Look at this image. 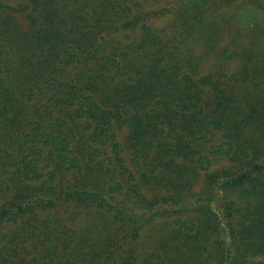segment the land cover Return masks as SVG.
<instances>
[{"label": "trees", "instance_id": "1", "mask_svg": "<svg viewBox=\"0 0 264 264\" xmlns=\"http://www.w3.org/2000/svg\"><path fill=\"white\" fill-rule=\"evenodd\" d=\"M235 1L162 27L139 0H0V264H264V0L233 31Z\"/></svg>", "mask_w": 264, "mask_h": 264}, {"label": "rangeland", "instance_id": "2", "mask_svg": "<svg viewBox=\"0 0 264 264\" xmlns=\"http://www.w3.org/2000/svg\"><path fill=\"white\" fill-rule=\"evenodd\" d=\"M6 3H9L11 5H13L14 7H18L22 2L24 3L25 0H4ZM139 1H143V4L145 5V9H146V13H158L156 18H152L151 20L154 21V23L158 26H162V27H167V26H171L170 21H172V15L169 16H160L159 15V11L161 8L163 7H167L168 10L170 12L174 11V8L176 6V4L179 2V0H139ZM243 0H236L235 1V7H233V10L231 11V13L234 15L236 11L240 12V13H244L245 15L241 16V23H239V20H237V22H235L233 31L237 28L240 27V25H244L248 22L249 18L254 15V11L250 8V6H245L244 3L242 2ZM8 14L12 15L14 20L16 21V23L18 24L19 27L24 28V26L27 25V19L23 16L22 13L19 12H15V11H9ZM238 14V13H237ZM256 14V13H255ZM263 30H264V25L262 26ZM228 38L226 37V35H224L220 40V42H224L226 41ZM261 43H264V37H262L260 39ZM193 54L195 55H199L201 53L200 48H196L192 51ZM209 64V62H205L204 66H207ZM202 69V68H201ZM219 162H216V167L219 166ZM201 180V179H200ZM195 189H199L200 188V184L196 183L194 185ZM75 211V215H72V212ZM58 215L61 219H63L64 222H66L67 225H69L71 228L72 227H76L73 223H78L79 225H86V223L88 222L89 219H87L85 217V213L84 211L78 207V206H74V205H63L62 207H60L58 209ZM77 228V227H76ZM95 230V229H94ZM94 230L91 233V239L94 238L95 236V232ZM143 236L138 239V242L141 243V241L143 240ZM92 241V240H91ZM134 247V251L136 253H139L142 250V245L141 244H133ZM109 264V263H106Z\"/></svg>", "mask_w": 264, "mask_h": 264}]
</instances>
